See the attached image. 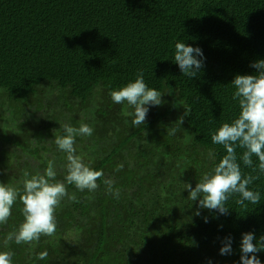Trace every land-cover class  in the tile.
Wrapping results in <instances>:
<instances>
[{"label":"trees","instance_id":"1","mask_svg":"<svg viewBox=\"0 0 264 264\" xmlns=\"http://www.w3.org/2000/svg\"><path fill=\"white\" fill-rule=\"evenodd\" d=\"M177 41L202 50L197 76L174 61ZM259 60L264 0H0V183L22 187L24 170L43 173L49 159L63 180L66 154L54 139L81 122L94 131L76 138L77 154L103 172L94 192L66 184L79 202L64 197L55 236L32 245L4 244L23 220L17 201L0 225V250L14 253L13 264H241L242 235H264V174L249 185L261 201L244 207L234 195L227 214L198 209L185 184L194 188L224 154L211 134L238 115L231 82ZM139 70L164 103L133 127L134 110L109 92ZM225 237L232 252L221 255ZM45 249L48 258L36 260ZM256 255L264 264V250Z\"/></svg>","mask_w":264,"mask_h":264},{"label":"clouds","instance_id":"2","mask_svg":"<svg viewBox=\"0 0 264 264\" xmlns=\"http://www.w3.org/2000/svg\"><path fill=\"white\" fill-rule=\"evenodd\" d=\"M203 52L199 47L185 44L183 41L175 43L174 61L179 65L184 76L192 78L203 68ZM257 71L254 74H236L231 84L234 88L233 101L238 102L239 113L232 120L223 122L212 134L214 145H220L224 154L211 170L204 172L195 187L185 184L189 199L199 198L198 209L207 208L217 210L220 214H227L229 207L226 202L234 195H238L236 203L246 207V201L257 205L261 201L259 191L250 189L260 174H264V60L256 61L252 65ZM170 92V91H169ZM114 104H127L134 111L132 126L143 125L148 106H160L164 103L162 92L150 87L144 79L143 70H139L135 78L129 80L117 89L109 92ZM190 108L185 107L184 115H188ZM183 123V116L179 117L174 126L168 127L167 135H175ZM63 134L56 135L54 142L66 154V175L63 180L57 179L55 161L47 160L43 173L30 174L24 170L22 187L10 183H0V225L6 224L12 216V208L17 201L22 204L23 220L13 231L9 232L4 244L14 241L16 244L32 245L41 237H53L56 234V209L64 197L79 202L75 194L69 195L66 184L75 185L80 190L94 192L98 188L97 181L103 177V172L91 166L84 158L77 154L76 138L78 136H92L93 127L81 122L78 127L64 124ZM242 149L238 156L236 148ZM214 154L210 151L209 157ZM258 164L254 163V159ZM241 162L252 172L245 174ZM124 168L123 162L116 165V171ZM106 192L119 198L121 190L114 187L112 179H105ZM200 215L199 210L196 212ZM254 241H256L254 243ZM232 238L225 237L220 248L221 255L231 254ZM241 264H261L256 255L264 250V235L259 240L254 233L246 232L242 235ZM14 253L10 250H0V264H13ZM36 260H46L48 252H39Z\"/></svg>","mask_w":264,"mask_h":264},{"label":"rangeland","instance_id":"3","mask_svg":"<svg viewBox=\"0 0 264 264\" xmlns=\"http://www.w3.org/2000/svg\"><path fill=\"white\" fill-rule=\"evenodd\" d=\"M14 111V110H13ZM7 116V114H5Z\"/></svg>","mask_w":264,"mask_h":264}]
</instances>
